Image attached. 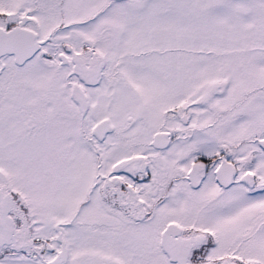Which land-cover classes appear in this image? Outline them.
<instances>
[{
	"label": "snow or ice",
	"instance_id": "6c2138e0",
	"mask_svg": "<svg viewBox=\"0 0 264 264\" xmlns=\"http://www.w3.org/2000/svg\"><path fill=\"white\" fill-rule=\"evenodd\" d=\"M0 264H264V0H0Z\"/></svg>",
	"mask_w": 264,
	"mask_h": 264
}]
</instances>
